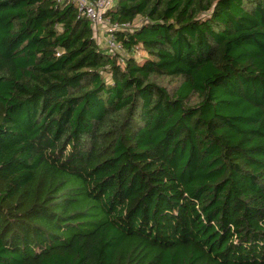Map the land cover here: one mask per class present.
<instances>
[{
  "label": "trees",
  "instance_id": "trees-1",
  "mask_svg": "<svg viewBox=\"0 0 264 264\" xmlns=\"http://www.w3.org/2000/svg\"><path fill=\"white\" fill-rule=\"evenodd\" d=\"M104 17L0 0V264H264V0Z\"/></svg>",
  "mask_w": 264,
  "mask_h": 264
},
{
  "label": "built area",
  "instance_id": "built-area-1",
  "mask_svg": "<svg viewBox=\"0 0 264 264\" xmlns=\"http://www.w3.org/2000/svg\"><path fill=\"white\" fill-rule=\"evenodd\" d=\"M59 3H74L78 7L79 15L91 21L95 37L100 36L103 45L111 54L124 53L122 46L117 42V33L133 30L131 23L121 24L112 22L104 17L108 9L113 7L115 0H58ZM100 44L102 45L101 41Z\"/></svg>",
  "mask_w": 264,
  "mask_h": 264
},
{
  "label": "rangeland",
  "instance_id": "rangeland-1",
  "mask_svg": "<svg viewBox=\"0 0 264 264\" xmlns=\"http://www.w3.org/2000/svg\"><path fill=\"white\" fill-rule=\"evenodd\" d=\"M96 37L99 38L100 36L96 35ZM100 41H101V43H102V45H103V41H102V40H100ZM100 41H99V42H100ZM122 55H123V56H126V53L124 52V54H122ZM142 56H144V53H142V52H141L140 54L137 55L138 58H141Z\"/></svg>",
  "mask_w": 264,
  "mask_h": 264
},
{
  "label": "crops",
  "instance_id": "crops-1",
  "mask_svg": "<svg viewBox=\"0 0 264 264\" xmlns=\"http://www.w3.org/2000/svg\"><path fill=\"white\" fill-rule=\"evenodd\" d=\"M102 47H104V45H101Z\"/></svg>",
  "mask_w": 264,
  "mask_h": 264
}]
</instances>
